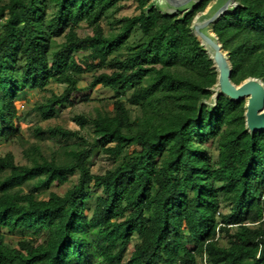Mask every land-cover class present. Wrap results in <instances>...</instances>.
Wrapping results in <instances>:
<instances>
[{
    "label": "trees",
    "instance_id": "obj_1",
    "mask_svg": "<svg viewBox=\"0 0 264 264\" xmlns=\"http://www.w3.org/2000/svg\"><path fill=\"white\" fill-rule=\"evenodd\" d=\"M124 1L0 0V143L20 134L15 100L26 89L64 85L32 108L50 120L56 107L73 104L90 73L85 89L108 90L114 107L74 116L91 127L90 142L48 154L31 146L23 165L11 152L0 155V264H201L203 255L207 264H264V132L244 130L243 101L201 103L216 74L189 27L208 0L182 19L133 0L139 13L106 34L102 18ZM235 1L212 31L232 82L264 84V0ZM81 23L90 35L78 34ZM135 29L144 40L112 57ZM78 52L92 63H78ZM33 133L45 137L38 127ZM49 135L69 140L77 132L54 127ZM98 152L111 166L92 174ZM75 174L63 194L40 199L39 188Z\"/></svg>",
    "mask_w": 264,
    "mask_h": 264
},
{
    "label": "rangeland",
    "instance_id": "obj_2",
    "mask_svg": "<svg viewBox=\"0 0 264 264\" xmlns=\"http://www.w3.org/2000/svg\"><path fill=\"white\" fill-rule=\"evenodd\" d=\"M149 1V0H148ZM209 2V0H208ZM139 8L133 0L124 1L120 4L119 7L113 8L101 20V25L104 32L108 35L113 34L121 26L122 21L126 17H131L139 13ZM78 34L80 36L90 35L91 29L85 24L81 23L78 28ZM144 40L143 34L139 29H135L128 41L116 51L112 57L114 58H124L130 48L138 45ZM76 60L80 64H90L92 60L85 52H78L75 55ZM92 74L85 73L83 74L78 81V92L73 93L72 105H62L54 109V117L50 120H41L38 114L33 111V107L37 102H41L45 97L50 95V91L55 94H60L64 85L51 82L46 90L39 89H26L19 93L15 100V105L17 108V119L15 120V125L20 127V134L16 139L9 143L1 142L0 143V155H3L7 152H11L14 156V160L17 164L23 165L27 163V158L24 155V150L29 149L31 146H36L44 153H51L56 151L57 148L68 145L73 147L76 144L82 143L81 139L90 142L93 137L92 129L89 125H84L81 127L75 120L74 116L82 114L86 117H92L95 115L96 110H108L109 112L114 111L113 99L111 98V93L100 87L96 86L93 89H85L88 83L92 79ZM124 101L126 99H123ZM137 112V111H136ZM133 109V114L136 113ZM38 127L44 132V138L39 140L33 133V130ZM54 127H60L64 130L71 132H77V135L72 137L69 140H64L61 137H51L49 135V129ZM210 154L215 159L218 150L216 144L208 143ZM133 147L127 148L125 152H129ZM90 171L92 174H101L106 169L110 168L111 162L106 158L104 153L98 152L94 155L89 162ZM77 175L69 176L68 182L63 185L53 184L51 187L44 189L39 188L38 193L40 194V199H46L50 192L56 194H63L64 191L75 182ZM25 191L28 190L27 186H24ZM226 211V208L223 209V212ZM19 239V235H8L6 237L7 241L15 243ZM133 244H129L128 252L129 254L132 251Z\"/></svg>",
    "mask_w": 264,
    "mask_h": 264
},
{
    "label": "water",
    "instance_id": "obj_3",
    "mask_svg": "<svg viewBox=\"0 0 264 264\" xmlns=\"http://www.w3.org/2000/svg\"><path fill=\"white\" fill-rule=\"evenodd\" d=\"M204 0H149L145 11L155 9L165 17L184 18ZM235 0H209L205 8L192 18L190 32L212 64L216 74L208 89L210 97L201 103L212 109L220 96L232 102L243 101L244 130L249 134L264 132V84L258 78L248 77L238 84L231 80L232 67L212 26L223 16L236 10Z\"/></svg>",
    "mask_w": 264,
    "mask_h": 264
},
{
    "label": "built area",
    "instance_id": "obj_4",
    "mask_svg": "<svg viewBox=\"0 0 264 264\" xmlns=\"http://www.w3.org/2000/svg\"><path fill=\"white\" fill-rule=\"evenodd\" d=\"M201 264H207L205 255H203L201 258Z\"/></svg>",
    "mask_w": 264,
    "mask_h": 264
}]
</instances>
